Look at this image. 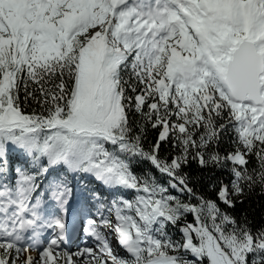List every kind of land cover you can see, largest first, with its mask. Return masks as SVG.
I'll use <instances>...</instances> for the list:
<instances>
[{
	"label": "snow or ice",
	"instance_id": "snow-or-ice-1",
	"mask_svg": "<svg viewBox=\"0 0 264 264\" xmlns=\"http://www.w3.org/2000/svg\"><path fill=\"white\" fill-rule=\"evenodd\" d=\"M191 161L227 174L214 199ZM69 177L107 190L95 249L61 251ZM257 187L264 0H0V264H264V226L227 210Z\"/></svg>",
	"mask_w": 264,
	"mask_h": 264
},
{
	"label": "trees",
	"instance_id": "trees-1",
	"mask_svg": "<svg viewBox=\"0 0 264 264\" xmlns=\"http://www.w3.org/2000/svg\"><path fill=\"white\" fill-rule=\"evenodd\" d=\"M21 100L23 101V92H21ZM33 109L39 110V105H37L30 99L26 111L31 112ZM155 136L156 132L152 131L149 128L145 137V148H149L154 143ZM169 152L170 146L168 144H163L160 150L161 156H167ZM149 168L150 165L144 162L140 163L138 166H135L134 171L139 174ZM153 171L155 170L153 169ZM184 172L188 174L190 179V186L193 187L197 193L203 195L206 198L213 199L215 198V194L210 188V185L221 178H224L225 180L227 178L226 173L214 171L211 168H201L195 161H191L189 165L184 168ZM158 175L159 174L157 173V176ZM173 194L176 195L178 193L173 190ZM182 198L187 199L186 196ZM233 199L236 201L235 208L227 210L232 215H234L238 221L246 218L254 228L264 226V194L261 193V189L259 187L250 192L246 190L244 196H233ZM241 199L243 200V203L239 202ZM220 207L222 209H225V206L223 204H221ZM188 219L190 221L192 217L189 216ZM169 232L172 235L173 239H180L179 233H177L174 229L170 228ZM120 252L122 255L124 254L122 250H120Z\"/></svg>",
	"mask_w": 264,
	"mask_h": 264
},
{
	"label": "rangeland",
	"instance_id": "rangeland-1",
	"mask_svg": "<svg viewBox=\"0 0 264 264\" xmlns=\"http://www.w3.org/2000/svg\"><path fill=\"white\" fill-rule=\"evenodd\" d=\"M105 234L107 236H109L110 238V242L114 244L115 246V241L113 240V238L110 236L111 233L109 232H105ZM71 253V250H67ZM33 251L29 250L28 252H23L20 254V264H23V261L27 258V256H33L35 257L37 260H39V253L35 254V253H32ZM73 259L76 260V264H84V261L82 260H77V258L75 256H73Z\"/></svg>",
	"mask_w": 264,
	"mask_h": 264
}]
</instances>
